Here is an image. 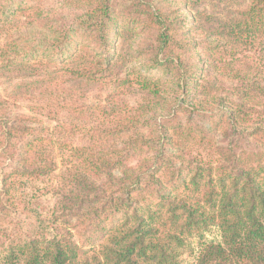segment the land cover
<instances>
[{
	"label": "rangeland",
	"instance_id": "1",
	"mask_svg": "<svg viewBox=\"0 0 264 264\" xmlns=\"http://www.w3.org/2000/svg\"><path fill=\"white\" fill-rule=\"evenodd\" d=\"M95 1L103 6L98 14ZM248 3L2 0V120L6 118L3 122L10 127L37 128L42 134L34 137L55 157L58 176L77 157L92 160L106 153L113 161L120 160L124 165L118 169L127 170L128 175L155 161L182 163L183 152L197 136L193 131L187 136L191 129L204 122L217 123V117L240 106L244 111H264V94L258 92L264 87V36L241 24ZM164 25L170 26L166 47L158 40ZM97 35L108 37L107 46L113 52L110 59L102 60ZM62 48L64 57L59 53ZM78 51V71L95 64V74L91 72L87 79L72 72L77 68H72L71 57ZM142 83L150 84L153 92L141 88ZM204 83L210 94L200 88ZM250 85L254 87L248 90ZM246 91L254 96L251 102L245 98ZM163 128L166 136L160 146L165 143L166 151L161 154L159 144L153 150L146 143L156 140ZM217 135L227 142L235 138L228 133ZM209 138L213 139L210 134ZM21 139H0V175L12 161L4 155V147H15ZM242 139L238 148L254 145ZM192 149L188 157L199 158L198 146ZM50 183L47 179L28 189L33 195L36 188H43L33 201L46 212L56 210L57 194Z\"/></svg>",
	"mask_w": 264,
	"mask_h": 264
},
{
	"label": "trees",
	"instance_id": "2",
	"mask_svg": "<svg viewBox=\"0 0 264 264\" xmlns=\"http://www.w3.org/2000/svg\"><path fill=\"white\" fill-rule=\"evenodd\" d=\"M95 4L98 14L103 6ZM241 24L263 38L264 0H249ZM160 30L159 43L166 47L170 26ZM107 38L95 37L102 60L113 54ZM79 52L71 57L72 68L79 67ZM59 53L64 57V48ZM94 65L72 72L87 79ZM206 84L199 86L210 94ZM139 86L153 92L148 83ZM258 92L264 94V87ZM245 98L251 102L254 96L246 91ZM2 112L0 104V139H23L3 149L12 161L0 175V264H264V111L240 106L217 123L191 129L187 136L192 131L197 136L182 163L155 161L128 175L106 153L92 160L77 157L62 176L50 149L34 137L42 133L30 125H6ZM217 132L235 138L218 140ZM157 134L146 145L155 150L159 144L157 152L164 154L165 128ZM242 138L254 145L238 148ZM194 145L199 158L188 157ZM47 179L57 194L56 210L48 212L33 201L43 188L28 192Z\"/></svg>",
	"mask_w": 264,
	"mask_h": 264
}]
</instances>
